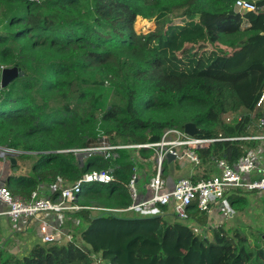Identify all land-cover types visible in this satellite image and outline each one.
<instances>
[{
    "label": "trees",
    "instance_id": "obj_1",
    "mask_svg": "<svg viewBox=\"0 0 264 264\" xmlns=\"http://www.w3.org/2000/svg\"><path fill=\"white\" fill-rule=\"evenodd\" d=\"M235 3L0 0V74L14 67L24 73L0 97V147L18 152V162L32 160L33 171L25 175L15 164L1 185L13 195L38 192L57 200L62 187L110 165L102 153L72 150L102 141L158 143L165 130L189 123L200 130L198 138L215 140L198 150L195 183L211 178L218 161L233 165L258 149L260 141L248 138L257 136L253 130L264 115L256 109L264 56L249 60L256 56L251 47L261 48L253 44L264 41V26L243 29L251 13L237 11ZM141 21L153 28L139 32ZM247 52L249 64L235 69L232 58ZM119 154L114 180L83 183V209L63 215L68 242H40L24 255L0 253V264H264V231L258 241L239 227L217 225L211 241L209 214L196 203L188 221L169 216L168 206L154 215L105 210L131 205L127 185L134 174L140 187L156 175L153 150ZM178 163L166 160V179ZM237 193L227 200L245 202L242 190Z\"/></svg>",
    "mask_w": 264,
    "mask_h": 264
},
{
    "label": "built area",
    "instance_id": "obj_2",
    "mask_svg": "<svg viewBox=\"0 0 264 264\" xmlns=\"http://www.w3.org/2000/svg\"><path fill=\"white\" fill-rule=\"evenodd\" d=\"M235 7L239 11L256 13L258 7L249 1L236 0ZM0 87V96L2 95ZM257 110L264 112V93L259 100ZM260 127L264 128V117L259 121ZM251 140H263L262 137L248 138ZM230 140H237L235 138ZM215 140L191 137L184 130L177 128L164 131L158 143H140L137 145H111L102 141L98 146L85 150H72L75 153L97 152L102 153L110 165L105 171H94L78 181L73 186L62 187L57 200L40 197L38 192L31 196L13 195L4 185H0V202L7 206L1 215H7L10 220L17 224L21 220H33L41 214L53 213L62 215L69 212H78L83 209L79 204L78 195L81 193L83 183L108 184L114 180V173L119 168L120 150L124 149H149L155 153L156 175L150 179L147 194L142 192L140 178L134 174L127 189L132 200L127 209L109 210L110 212L140 213L142 215H154L158 213V207L168 206L172 213L181 221L189 220L190 207L196 203L201 212L211 213L213 206L225 207L226 195L230 191L243 190L248 192L264 193V158L257 150H249L241 156L236 163L231 165L226 160H220L215 164L216 173L209 179L193 182L190 178L179 179L170 186L163 175L164 163L169 155L176 158L179 163L188 162L194 166L200 164L198 150L208 147ZM17 154L15 151H10ZM59 185L63 184L61 178L57 179ZM104 210V209H100ZM224 210V209H223ZM41 241L44 244L58 242L60 231L48 222L39 225ZM95 257V256H94ZM98 264H104L99 259Z\"/></svg>",
    "mask_w": 264,
    "mask_h": 264
},
{
    "label": "crops",
    "instance_id": "obj_3",
    "mask_svg": "<svg viewBox=\"0 0 264 264\" xmlns=\"http://www.w3.org/2000/svg\"><path fill=\"white\" fill-rule=\"evenodd\" d=\"M254 3L258 7V11L256 13H251V17H245L243 19V29L246 28H251L253 25L255 26L257 23V27L264 26V0H245ZM239 11V10H237ZM249 13V12H247ZM259 20V21H258ZM257 21V22H256ZM255 22V23H254ZM264 29V27H261ZM254 46H261L259 49H255L256 55L259 56H264V41L259 40L256 43L253 44ZM0 81H1V74H0ZM1 87V86H0ZM264 135H257L255 137H262ZM260 141V147L257 150L258 152L262 153V158H264V141L263 140H257ZM20 164L21 170L23 169L24 162H18L17 164ZM179 164V170H176L177 168L171 169L170 172V177L167 179L170 185L172 183L174 184L177 182L179 179L183 178H191L196 175L197 169L194 165L188 163V162H182L178 163ZM12 164L10 162H3L0 160V185L4 184L7 178L10 175H13V169H12ZM20 170V171H21ZM24 173L26 171V168L23 169ZM216 173L215 171V165H214V170L213 176ZM235 191H230L228 197L226 200L232 195L235 194L233 193ZM41 197V196H40ZM258 197L264 198V193H258ZM42 198L50 199V197L47 196H42ZM223 208H219L217 205L213 206V209L211 213L208 215V224L211 225L207 230H211L212 226L217 223H213L214 221L218 220L219 218L223 219ZM7 210V206L4 205L3 203L0 202V211L5 212ZM62 215H56L53 213H45L41 214L38 216L36 219L33 220H21L19 223L15 224L13 223L10 218L7 215H1L0 216V253L8 252L11 254H16V255H24L26 253H29L32 248L42 242L41 237H40V232H39V225L41 222L45 221L48 222L50 225L58 229V226L62 223L60 231V240L58 242L61 243H66L68 242V231L66 227V222L65 221V216ZM174 214L172 211L169 212V216H173ZM65 218V219H64ZM64 223V224H63ZM211 232V231H210ZM212 234V233H211Z\"/></svg>",
    "mask_w": 264,
    "mask_h": 264
},
{
    "label": "rangeland",
    "instance_id": "obj_4",
    "mask_svg": "<svg viewBox=\"0 0 264 264\" xmlns=\"http://www.w3.org/2000/svg\"><path fill=\"white\" fill-rule=\"evenodd\" d=\"M146 21H141L137 24V30L139 32H145L147 31L148 28H153V25L148 24ZM250 54L244 53L243 55H239L237 58H232V61L234 66L236 67L235 69L241 70L244 69L249 63L247 61L248 57ZM250 58V57H249ZM261 59V56L256 55L253 59H250L249 61L252 62L253 60H258ZM1 97V96H0ZM4 109V106L0 104V112H2ZM263 111V110H261ZM258 125V122H257ZM253 134L255 135H264V128H261L260 126L257 127L255 130H253ZM262 155V153H261ZM146 167H150V165L147 163ZM153 170H157L156 163H152ZM26 168L25 175H32V160L31 161H26V163L23 166V169ZM23 169L21 170V173H24ZM165 169V167H164ZM149 183L150 179L144 178L142 179L141 182V189L142 192L147 194L149 190ZM144 186V188H143ZM238 190H235V193H237ZM242 196L245 198V202H239L236 204H232L230 200H224L225 202V207L223 210V219L219 218L214 221L215 225H224L226 226V229H236V228H241L246 231L249 235L255 236L254 240H260V235L262 233H259L261 231H264V198L258 197V192H248V191H243L242 190ZM239 194V193H237ZM229 193L226 195V198L228 197ZM220 208V207H219ZM194 230H196L199 233L204 232L203 230L199 229L197 225L190 221L188 223ZM211 225H208L207 228H209ZM205 235L212 241L213 240V235L211 232L208 230ZM70 240L71 237H68ZM68 240V241H69Z\"/></svg>",
    "mask_w": 264,
    "mask_h": 264
},
{
    "label": "water",
    "instance_id": "obj_5",
    "mask_svg": "<svg viewBox=\"0 0 264 264\" xmlns=\"http://www.w3.org/2000/svg\"><path fill=\"white\" fill-rule=\"evenodd\" d=\"M23 74L24 73L19 67L3 69L1 71L0 86L2 87V89H6L14 80L22 76ZM184 132L191 137H196L201 134L200 130L197 129V127L192 123L185 125ZM10 151L12 150L0 147V160L3 162H10L12 165H15L17 164L16 157ZM16 153L19 154L18 152ZM167 160L169 163H172L176 160V158L172 155H169ZM173 185L174 184L172 183V185L170 186Z\"/></svg>",
    "mask_w": 264,
    "mask_h": 264
}]
</instances>
